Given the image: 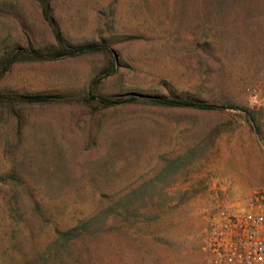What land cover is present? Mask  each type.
<instances>
[{
	"label": "rangeland",
	"instance_id": "rangeland-1",
	"mask_svg": "<svg viewBox=\"0 0 264 264\" xmlns=\"http://www.w3.org/2000/svg\"><path fill=\"white\" fill-rule=\"evenodd\" d=\"M255 192L264 0H0V264H209Z\"/></svg>",
	"mask_w": 264,
	"mask_h": 264
},
{
	"label": "built area",
	"instance_id": "built-area-1",
	"mask_svg": "<svg viewBox=\"0 0 264 264\" xmlns=\"http://www.w3.org/2000/svg\"><path fill=\"white\" fill-rule=\"evenodd\" d=\"M202 248L209 264H264V193L212 216Z\"/></svg>",
	"mask_w": 264,
	"mask_h": 264
},
{
	"label": "trees",
	"instance_id": "trees-1",
	"mask_svg": "<svg viewBox=\"0 0 264 264\" xmlns=\"http://www.w3.org/2000/svg\"><path fill=\"white\" fill-rule=\"evenodd\" d=\"M230 3H234L235 0H227ZM48 10H46L45 13H47ZM59 39V43H63V41L61 40V38ZM98 46L94 45V44H90V45H86V46H80V47H66V46H62L60 50L58 49V51H55L56 53H54V55H52L53 57H64V56H70V55H74L76 53L79 52H83V51H88V50H95L97 49ZM31 57L32 59H42L43 56L38 53V52H31ZM10 64L8 65L7 68H9ZM157 102L164 104V105H168V106H175V107H197V108H207L208 105L204 104V103H196V102H190V101H184V100H168V99H158ZM107 105H113L116 103H120L119 101H105L104 102ZM252 121V120H250Z\"/></svg>",
	"mask_w": 264,
	"mask_h": 264
},
{
	"label": "crops",
	"instance_id": "crops-1",
	"mask_svg": "<svg viewBox=\"0 0 264 264\" xmlns=\"http://www.w3.org/2000/svg\"><path fill=\"white\" fill-rule=\"evenodd\" d=\"M63 44V43H62ZM66 47H78V45H73V44H70V43H68L67 44V46ZM34 51V50H33ZM33 51H31V52H33ZM99 51H101V50H99ZM107 51V50H106ZM36 52H38V51H36ZM98 51L97 50H91V51H89V52H81V53H76V54H74V55H70V57L71 56H73V57H81V56H85V55H91V54H94V53H97ZM39 53V52H38ZM64 57H68V56H64ZM60 58H63V57H60ZM42 61L43 59H32L31 61ZM248 178H249V180L250 181H252V179H253V175L252 174H250V175H248ZM247 184V183H246ZM249 184V183H248Z\"/></svg>",
	"mask_w": 264,
	"mask_h": 264
}]
</instances>
